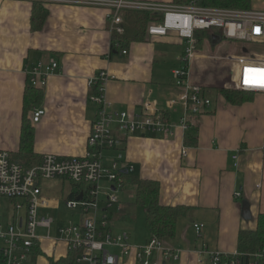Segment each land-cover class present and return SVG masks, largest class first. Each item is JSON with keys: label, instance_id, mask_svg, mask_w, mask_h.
<instances>
[{"label": "crops", "instance_id": "obj_1", "mask_svg": "<svg viewBox=\"0 0 264 264\" xmlns=\"http://www.w3.org/2000/svg\"><path fill=\"white\" fill-rule=\"evenodd\" d=\"M140 1L178 5L184 0ZM45 9L48 16L44 25L33 31L32 5L0 0V150L13 155L19 148L27 85L24 69L54 58L61 70L47 79L43 100L35 106L45 113L37 124H31L33 152L40 156H83L96 114L89 101L88 83L103 71L109 79L105 98L113 111L139 115L141 105L149 102L174 126L168 137L158 132L130 136L123 151L126 167L132 168L129 174L158 183L161 205L186 208L177 219L173 237L159 240L163 251L174 253L177 259L166 260L162 252H156L152 264H209L211 253H236L239 232L255 230L258 214H264V97L256 101L257 111L249 114L245 104L232 106L208 90L210 107L196 117L187 116L186 124L193 127L183 130L182 105L166 108L181 93L171 73L182 53L175 52L173 57L167 53L169 46H180L175 33L164 38L146 37L120 50L111 40L107 11L60 5ZM250 9L264 10V0L251 3ZM226 68L231 81L224 82L226 75L221 72L215 83L203 66L193 62L190 83L220 89L227 83L230 89L235 70ZM30 115L27 113V119ZM113 131L117 133L115 128ZM187 134L196 137L195 146L185 144ZM103 155L111 158L113 153ZM40 186L41 196L49 202L43 212H58L76 192L74 186L59 179ZM135 207L139 211L133 214L123 212L122 205L119 210L102 206L101 211L110 218L113 233L127 234L129 244L140 248L152 235L145 226V210ZM193 224L203 226L200 236ZM37 244L41 254H33L26 264H49V258L56 261L66 256V246L58 238H40ZM107 251L118 257V264H137L133 254L121 258L118 249Z\"/></svg>", "mask_w": 264, "mask_h": 264}, {"label": "built area", "instance_id": "obj_2", "mask_svg": "<svg viewBox=\"0 0 264 264\" xmlns=\"http://www.w3.org/2000/svg\"><path fill=\"white\" fill-rule=\"evenodd\" d=\"M3 1L40 4L44 7L60 5L103 9L107 11L106 18L111 26V34L114 32L117 35L123 33L120 26L126 13L145 12L152 15L155 20L146 29L147 38H164L170 33H175L186 46L179 60L182 66L175 68L171 73L173 84L181 89V93L166 105L167 110L176 104L182 105L184 114L180 126L183 130L187 129V116L198 115L211 105L208 92L190 83L189 67L200 53L195 47V32L204 31L210 36L216 35L221 42L242 43L241 54H234L235 47L224 49L226 55L222 60L235 70L234 82L230 89L264 94V86L245 83L248 69L264 70V10L207 7L199 5L198 0H184L178 5L140 0ZM250 48L259 49L261 52ZM122 54L126 53L123 51ZM60 70L57 60L50 58L37 61L26 67L24 72L28 86L43 91L47 79L60 74ZM248 78L260 81L261 76L249 74ZM108 80L107 74L101 71L88 83L89 88L96 89V94L89 96V101L96 107V114L91 123L84 156L44 155L39 165L24 168L13 161L9 153L0 150V199L8 200L12 205L9 223H0V264L30 262L32 248L40 241V238L36 237V230H49L54 223L53 219L40 215L42 209L49 207L48 200L41 196L40 185L55 179L63 180L76 188L73 197L65 200L64 206L77 217V222L60 226L57 231L63 238L66 254L70 251L75 253L73 264H118V257L109 254L108 248L118 249L121 258L133 254L137 264H152L156 252H162L166 260L177 259L174 253L163 251L159 239L154 236H151L145 246L133 247L129 244L127 234L113 233L111 221L107 214L101 211L102 206L106 209L121 208L116 195L121 183L117 176L122 171L129 173L132 170L127 168L124 162L126 140L130 136H143L151 132L168 137L174 128L164 113L149 102L141 105L139 115L111 110L105 98ZM44 113L43 109L34 108L31 113L32 123L37 124ZM107 151L115 152L111 160H107L103 155ZM102 180L107 181L109 186L102 187ZM100 195H103L104 199H100ZM235 196L239 197V194ZM192 227L195 234L200 236L203 226L193 224ZM209 264H264V248L253 254L211 253Z\"/></svg>", "mask_w": 264, "mask_h": 264}, {"label": "trees", "instance_id": "obj_3", "mask_svg": "<svg viewBox=\"0 0 264 264\" xmlns=\"http://www.w3.org/2000/svg\"><path fill=\"white\" fill-rule=\"evenodd\" d=\"M178 2V0H174ZM183 1V0H182ZM174 2V3H175ZM198 4L207 7H218L227 9H250L251 0H198ZM31 28L33 31H39L44 25L48 16V11L45 7L32 5ZM154 17L145 12H129L123 18L121 35L113 36V43L116 44L120 50H126L132 43L145 41L146 29L150 23L154 21ZM209 33L204 31L195 32V47L200 49L204 40L209 38ZM111 49L113 47L111 46ZM115 51V50H114ZM96 89L91 88L89 96L95 94ZM216 95L221 96L228 104L232 106H240L244 103L251 102L253 93L238 92L235 90L216 89ZM43 100V91L35 89L28 84L25 88L23 97V120L21 127V135L19 140V148L16 154L11 155V159L21 164L24 168L39 165L42 156L33 152L34 144V129L30 119H27V113ZM201 114V113H200ZM199 115V114H198ZM196 117L197 115L190 114L189 117ZM188 129H192L187 123ZM185 144L188 146L196 145V137L187 134L185 136ZM117 178L124 183H130L134 186V203L141 206L145 210V226L149 233L159 240L164 238H171L175 233L177 219L185 213L186 208L176 206H163L159 203V185L157 182L150 180H143L137 176L131 175L125 171L118 174ZM73 197V196H72ZM108 216V215H107ZM109 218V217H108ZM110 220V218H109ZM264 248V214H258L256 219V228L253 231H240L237 239V253L253 254ZM33 254H41L38 251V245L35 244L32 248ZM73 252H68L65 257L56 261L48 259L49 264H73Z\"/></svg>", "mask_w": 264, "mask_h": 264}, {"label": "rangeland", "instance_id": "obj_4", "mask_svg": "<svg viewBox=\"0 0 264 264\" xmlns=\"http://www.w3.org/2000/svg\"><path fill=\"white\" fill-rule=\"evenodd\" d=\"M256 1L257 0H251V3H256ZM259 1H262V0H259ZM148 2H152V1H148ZM35 5L44 7V6L40 5V4H35ZM236 10H238V9H236ZM124 16H123V18H124ZM122 23H123V21H122ZM121 27H122V24H121L120 28ZM114 34H116V33L112 32L111 40L113 39ZM220 42L221 41L217 38L216 35H214V36H210L209 35V38L204 40V42L202 43L200 49H198V51L200 52L199 53V59H197L198 58L197 57L196 60L194 61V64L196 62L199 67L203 66V68L206 69L204 71H207V76L213 82H215L219 78V74L222 72V74L226 75V76L222 77L224 82L228 83V82L231 81V78L229 76H227L228 75L227 74L228 69L226 68L227 65L222 60V58L226 55L224 49L225 50H227V49L230 50L231 49L230 47H235L234 54H241L240 50L243 49V46H242V43H239V42H221V43ZM185 49H186V46L184 45V42L182 40H180V46H178L176 48L169 46V48L167 49V53L169 54L170 57H173V56H175V52L179 54L180 51H181V53H183L185 51ZM250 50H253L255 52H261V50L256 49V48H250ZM177 57H178V55H177ZM180 58H181V56H180ZM180 58H178V59L180 60ZM212 58L214 59V61H208V60H211ZM178 59H177V62L175 64H173L174 69L175 68H180L182 66V63L180 61H178ZM191 63H192V61H191ZM195 71H196L195 73H197L196 69H195ZM209 78H208V80H210ZM227 83L225 84L226 87L223 88V89L230 90L227 87ZM202 88L204 90H206L207 92H208V90H211L212 92H214L215 95H216L215 90L216 89H220V88H217V87H208L209 89L208 88H204V87H202ZM95 94H96V92H95ZM255 96H257V97L262 96V97L257 98L256 100H254L251 103H249V102H247L248 104L244 103L245 106H248L247 111H248L249 114H254L257 111L256 110L257 109L256 101L259 103L260 101H258V100L263 99V97H264L263 94H255V95H253V98ZM253 98H252V100H253ZM33 109L31 110V113H32ZM1 151H4V150H1ZM86 151H87V144H86ZM5 152H7V151H5ZM110 152L113 153V156L111 158L105 156V158L107 160H111L115 156V152L114 151H107L106 153H110ZM7 153H9V152H7ZM85 153H84V155H85ZM120 182H121L120 183V188L117 190L116 195L119 198V201L122 203L121 204L122 205V209H124L123 212L133 214L137 210L139 211V208H136L135 205H134V200L132 201V196H134L135 188L132 185L128 184V183H124L122 180H120ZM67 184L69 186L71 185L70 183H67ZM100 185L102 187H108L109 186L108 182L105 181V180H102L100 182ZM112 189H113V187H111V190ZM99 198L100 199H104L103 195H100ZM11 206H12L11 202H9L8 200L0 199V223L3 224V225L8 224L9 221H10L9 216L11 214ZM141 209L144 210L142 207H141ZM40 215H43L45 217H49V218L53 219V221H54V223L51 224L49 230H47V229H37L36 230V237L43 238V239L48 237L51 240H53L55 238L56 239L58 238L59 240H63V238L57 232L58 228L60 226H66L70 222H77V217L74 216L69 210H67L65 208V206L64 207L61 206L59 211L58 212L55 211L54 213L41 211ZM138 218H141V215L139 216V214H138ZM139 222H141V219L140 220L138 219V223Z\"/></svg>", "mask_w": 264, "mask_h": 264}, {"label": "snow or ice", "instance_id": "obj_5", "mask_svg": "<svg viewBox=\"0 0 264 264\" xmlns=\"http://www.w3.org/2000/svg\"><path fill=\"white\" fill-rule=\"evenodd\" d=\"M249 74H260L261 76L260 81L250 80L248 78ZM245 83L246 84H258L259 86H264V70L248 69L246 71Z\"/></svg>", "mask_w": 264, "mask_h": 264}, {"label": "water", "instance_id": "obj_6", "mask_svg": "<svg viewBox=\"0 0 264 264\" xmlns=\"http://www.w3.org/2000/svg\"><path fill=\"white\" fill-rule=\"evenodd\" d=\"M78 199H80V198H78ZM246 209V208H245ZM245 211V210H244Z\"/></svg>", "mask_w": 264, "mask_h": 264}, {"label": "bare ground", "instance_id": "obj_7", "mask_svg": "<svg viewBox=\"0 0 264 264\" xmlns=\"http://www.w3.org/2000/svg\"><path fill=\"white\" fill-rule=\"evenodd\" d=\"M195 59H196V57H195Z\"/></svg>", "mask_w": 264, "mask_h": 264}]
</instances>
